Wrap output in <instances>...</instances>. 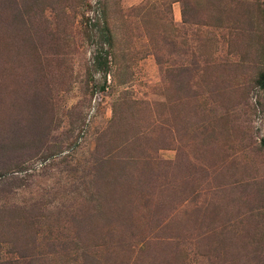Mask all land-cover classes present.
<instances>
[{
	"label": "rangeland",
	"instance_id": "1",
	"mask_svg": "<svg viewBox=\"0 0 264 264\" xmlns=\"http://www.w3.org/2000/svg\"><path fill=\"white\" fill-rule=\"evenodd\" d=\"M0 264H264V0H0Z\"/></svg>",
	"mask_w": 264,
	"mask_h": 264
},
{
	"label": "trees",
	"instance_id": "2",
	"mask_svg": "<svg viewBox=\"0 0 264 264\" xmlns=\"http://www.w3.org/2000/svg\"><path fill=\"white\" fill-rule=\"evenodd\" d=\"M105 41H108V44L110 45L112 43L111 37L108 35L107 39Z\"/></svg>",
	"mask_w": 264,
	"mask_h": 264
}]
</instances>
